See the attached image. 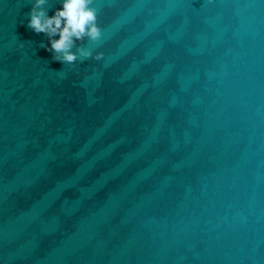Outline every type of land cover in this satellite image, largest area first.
Listing matches in <instances>:
<instances>
[{
	"label": "water",
	"instance_id": "95a60500",
	"mask_svg": "<svg viewBox=\"0 0 264 264\" xmlns=\"http://www.w3.org/2000/svg\"><path fill=\"white\" fill-rule=\"evenodd\" d=\"M35 3L0 0V264H264V0H92L72 63Z\"/></svg>",
	"mask_w": 264,
	"mask_h": 264
},
{
	"label": "clouds",
	"instance_id": "9594fccd",
	"mask_svg": "<svg viewBox=\"0 0 264 264\" xmlns=\"http://www.w3.org/2000/svg\"><path fill=\"white\" fill-rule=\"evenodd\" d=\"M45 0H36L30 13L28 27L36 33H46L50 38L51 50L60 55L55 59L72 63L76 55L71 51L76 40L85 36L91 40H98L101 31L96 24V13L89 6L92 0H63L62 8L58 9L51 17H47L42 10H38ZM84 57L91 56L90 51L81 49ZM102 54H97L100 59Z\"/></svg>",
	"mask_w": 264,
	"mask_h": 264
}]
</instances>
